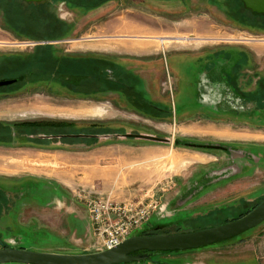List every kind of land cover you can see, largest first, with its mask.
I'll return each mask as SVG.
<instances>
[{"label":"rangeland","instance_id":"374dc122","mask_svg":"<svg viewBox=\"0 0 264 264\" xmlns=\"http://www.w3.org/2000/svg\"><path fill=\"white\" fill-rule=\"evenodd\" d=\"M31 2H50L68 29L62 38L30 45L37 40L4 29L0 7V80L16 78L0 91L39 107L22 117L29 121L19 129L24 142L31 140L23 135L27 130L49 138L81 133L85 143L99 139L96 135H103L99 144L111 137L116 144L134 142L127 134L144 136L140 143H155L157 178L151 175L144 186L135 184L139 196L134 201H157L138 230L142 233L218 225L264 199V93L250 94L264 86V21L252 23V10L239 0H103L90 7L64 0ZM47 45L52 46L53 64L76 59L80 69L54 72L53 80L45 78L49 71L41 65V70H31L37 52ZM111 52L127 58L117 60ZM0 137L10 140L3 129ZM15 152L0 148V160ZM2 163L7 169L0 170V238L8 247L102 250L95 246L82 194L103 188L67 186L56 177L38 187L19 188L9 184L14 178L10 161ZM14 186L27 196L17 198ZM257 241L264 242V221L228 240L163 252L145 262L259 264L264 250L253 251Z\"/></svg>","mask_w":264,"mask_h":264},{"label":"crops","instance_id":"0c3cea01","mask_svg":"<svg viewBox=\"0 0 264 264\" xmlns=\"http://www.w3.org/2000/svg\"><path fill=\"white\" fill-rule=\"evenodd\" d=\"M9 92L11 91H0V130L3 129L4 133L15 136L17 130L25 128L22 125L29 124V121L22 117L31 114L39 107H36L30 99H18ZM23 135L34 142H24L22 139H16V142L0 141V148L16 149L11 156L0 160V170L7 169L6 163H2V160L10 161L8 164L10 176L37 177L50 181H57L53 178L56 177L63 179V183L67 186L98 185L103 188V192H95L109 194L116 202L135 200L134 197L139 196L135 184L141 182L144 186V182L151 180V175L154 180L157 178V146L155 143H140L141 137L125 136L134 142L125 141L120 144L112 141L111 137L106 139L109 140L108 142L99 144L100 136L103 135H96L99 139L94 142L92 140L93 143L83 142L80 139L81 133L61 137L54 134L50 138L38 134L35 137L31 131ZM106 135L108 137V134ZM64 137L77 138L79 141L78 143L76 140L62 141ZM35 138H40L42 141L35 143ZM53 138L58 140L54 141ZM54 166L56 168H53ZM107 189L109 191H105ZM88 190L94 191L91 188ZM142 195L145 197V194ZM253 247L254 252L263 251L264 242L257 241ZM259 264H264V261Z\"/></svg>","mask_w":264,"mask_h":264},{"label":"water","instance_id":"95a60500","mask_svg":"<svg viewBox=\"0 0 264 264\" xmlns=\"http://www.w3.org/2000/svg\"><path fill=\"white\" fill-rule=\"evenodd\" d=\"M38 2L42 0H24ZM244 5L264 14V0H242ZM0 80V86L14 83ZM125 136H133L127 134ZM143 138L142 135H134ZM264 221V199L246 214L203 229L179 233L143 235L141 230L128 236L116 246L85 253L34 251L0 243V264H129L141 263L163 252L200 249L241 235Z\"/></svg>","mask_w":264,"mask_h":264},{"label":"trees","instance_id":"16d2710c","mask_svg":"<svg viewBox=\"0 0 264 264\" xmlns=\"http://www.w3.org/2000/svg\"><path fill=\"white\" fill-rule=\"evenodd\" d=\"M53 4L54 2L60 0H50ZM67 3L74 5H85L90 7L93 4H97L99 1L103 0H64ZM242 7L245 6L240 2ZM50 2L43 4L27 3L24 0H0V7L2 9L3 23L7 30L15 33L17 37H24L28 39H33L40 41L42 40H55L65 36L67 32V24L59 20L55 14V10L50 6ZM89 5V6H88ZM251 11V10H249ZM252 16L250 21L254 24H258L260 21H264V14H260L252 11ZM48 48H41L40 52H37V56L34 65V56L30 61L33 60L31 65V70L34 67H39L41 65L42 71L48 70V73H44L46 79L53 80L54 72L65 71L66 69H80V62L78 60H63L59 64H53L55 62L54 57L51 54V47L47 45ZM26 63V62H25ZM39 63V64H38ZM47 64V65H45ZM40 68V70H41ZM56 70V71H55ZM57 78V77H56ZM146 232L141 234H145ZM166 233V232H163Z\"/></svg>","mask_w":264,"mask_h":264},{"label":"built area","instance_id":"2783aa9c","mask_svg":"<svg viewBox=\"0 0 264 264\" xmlns=\"http://www.w3.org/2000/svg\"><path fill=\"white\" fill-rule=\"evenodd\" d=\"M82 199L93 226L95 246L108 249L116 246L149 221L157 201H114L109 194L86 190ZM129 264H148L147 262Z\"/></svg>","mask_w":264,"mask_h":264},{"label":"flooded vegetation","instance_id":"af4514ba","mask_svg":"<svg viewBox=\"0 0 264 264\" xmlns=\"http://www.w3.org/2000/svg\"><path fill=\"white\" fill-rule=\"evenodd\" d=\"M240 2H242L243 4H244V2L242 1V0H239ZM39 43H40V41H31V42H29V44L30 45H39ZM32 52H34V50L32 51ZM100 55V54H99ZM108 55V54H107ZM109 55H113V56H115L116 54L113 52H111ZM115 58L117 59V60H119V59H123V58H127V56L125 55V54H122V55H119V54H117V56H115ZM115 60V59H114ZM255 69V68H254ZM254 72H256V70H254ZM253 72V73H254ZM14 80L16 81V78H14ZM17 81H18V79H17ZM15 83V82H14ZM263 84H264V81L262 82ZM258 90H256V91H258V92H255V90L254 91H251L250 92V94L251 95H253V96H255V98H256V95H259V97H260V95L262 94V93H264V86H262V85H258ZM264 95V94H263ZM262 96V95H261ZM237 110H238V108H237ZM26 132V131H25ZM20 136H22V134H21V132L19 133V130H17V135H15V136H11L10 135V140L9 141H15L16 142V139L18 140V139H22V137H20ZM1 140H3L1 137H0V141ZM29 141H34V140H29ZM14 178H10L9 179V184L10 185H12V184H15V186L16 185H19V188L20 187H22V188H34V187H38V185H40V183H42V180H46V179H34V178H26V179H16L15 177L16 176H13ZM2 180V179H1ZM48 181H50V180H48ZM15 186L11 189V191H14L15 193H17V195H19V196H17V198H22V196H27V194L28 193H25V192H27V191H25L24 193H20V192H18V189L17 188H15ZM14 198V197H13ZM15 199V198H14ZM19 199V200H20ZM18 200V199H17ZM148 233H145V234H143V235H150V234H158L157 232H153V231H151V232H149V231H147ZM162 233V232H161ZM0 243H4L5 244V246L6 247H8V244L5 242V241H3V239H1L0 238ZM11 243V242H10ZM12 244V243H11ZM0 247H1V244H0Z\"/></svg>","mask_w":264,"mask_h":264},{"label":"bare ground","instance_id":"6f19581e","mask_svg":"<svg viewBox=\"0 0 264 264\" xmlns=\"http://www.w3.org/2000/svg\"><path fill=\"white\" fill-rule=\"evenodd\" d=\"M174 38V37H173ZM177 38V37H176ZM179 38V37H178ZM179 39H183V40H190V38H187V37H182V38H179ZM161 40H163V39H161ZM192 41V40H191Z\"/></svg>","mask_w":264,"mask_h":264}]
</instances>
